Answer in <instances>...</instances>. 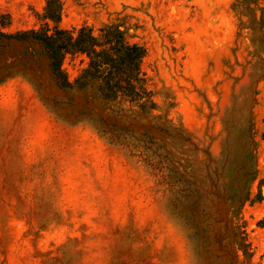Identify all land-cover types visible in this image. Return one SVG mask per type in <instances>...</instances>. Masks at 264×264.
<instances>
[{
    "label": "rangeland",
    "instance_id": "obj_1",
    "mask_svg": "<svg viewBox=\"0 0 264 264\" xmlns=\"http://www.w3.org/2000/svg\"><path fill=\"white\" fill-rule=\"evenodd\" d=\"M46 1L0 0V29L39 28ZM62 3L61 26L119 24L146 48L155 107L0 50V264H264V0Z\"/></svg>",
    "mask_w": 264,
    "mask_h": 264
},
{
    "label": "trees",
    "instance_id": "obj_2",
    "mask_svg": "<svg viewBox=\"0 0 264 264\" xmlns=\"http://www.w3.org/2000/svg\"><path fill=\"white\" fill-rule=\"evenodd\" d=\"M62 4V0L46 1L45 22L39 28L15 32L0 29V50L13 43L26 44V48L32 47L33 50L29 53L26 49L24 54L29 53L37 60L45 59L58 87L91 91L105 104L136 102L142 112H150L155 102L142 71L146 48L129 40L126 30L119 24L103 25L97 32L90 25L77 29L61 26ZM260 28L264 45V8ZM78 53L88 57V64L74 81H70L62 66L63 61L66 56ZM99 124L103 132H110L104 119H99Z\"/></svg>",
    "mask_w": 264,
    "mask_h": 264
}]
</instances>
